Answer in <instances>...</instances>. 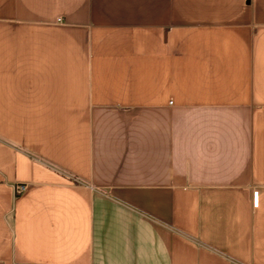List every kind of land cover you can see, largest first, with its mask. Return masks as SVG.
Wrapping results in <instances>:
<instances>
[{
    "label": "crops",
    "instance_id": "crops-1",
    "mask_svg": "<svg viewBox=\"0 0 264 264\" xmlns=\"http://www.w3.org/2000/svg\"><path fill=\"white\" fill-rule=\"evenodd\" d=\"M0 264H264V0H0Z\"/></svg>",
    "mask_w": 264,
    "mask_h": 264
},
{
    "label": "built area",
    "instance_id": "built-area-1",
    "mask_svg": "<svg viewBox=\"0 0 264 264\" xmlns=\"http://www.w3.org/2000/svg\"><path fill=\"white\" fill-rule=\"evenodd\" d=\"M27 184H19L15 187V192L16 194H21L22 192H24L27 189Z\"/></svg>",
    "mask_w": 264,
    "mask_h": 264
}]
</instances>
